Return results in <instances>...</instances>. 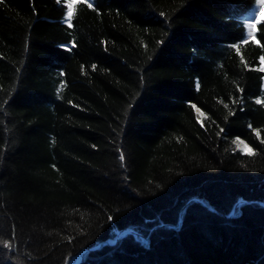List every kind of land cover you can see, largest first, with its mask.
<instances>
[{
	"label": "trees",
	"instance_id": "trees-1",
	"mask_svg": "<svg viewBox=\"0 0 264 264\" xmlns=\"http://www.w3.org/2000/svg\"><path fill=\"white\" fill-rule=\"evenodd\" d=\"M256 1L0 0V264H264Z\"/></svg>",
	"mask_w": 264,
	"mask_h": 264
},
{
	"label": "rangeland",
	"instance_id": "rangeland-1",
	"mask_svg": "<svg viewBox=\"0 0 264 264\" xmlns=\"http://www.w3.org/2000/svg\"><path fill=\"white\" fill-rule=\"evenodd\" d=\"M76 1V0H67V4L68 5H73L72 3ZM262 5L260 3H258V0L256 1L255 5L252 7L253 9L248 13V16L245 18L246 21V30H247V38H249V33L252 32V30L248 27V25L252 22L255 21V18L260 14V9H261ZM254 35V33H253ZM242 141V143H241ZM237 143L240 147L241 150L247 151L249 152V149H251L253 151V149L250 147V145L242 138L237 140ZM247 146V147H246ZM128 230H118L117 233L118 235H120L121 233L123 234L124 232H127ZM134 235H137L136 232H133ZM142 238H146V236H142ZM114 243L116 242V239H109L106 240L103 244L105 243ZM98 246V245H97ZM81 254L78 255V258L76 259V261L74 262V264H78V260L80 259Z\"/></svg>",
	"mask_w": 264,
	"mask_h": 264
},
{
	"label": "snow or ice",
	"instance_id": "snow-or-ice-1",
	"mask_svg": "<svg viewBox=\"0 0 264 264\" xmlns=\"http://www.w3.org/2000/svg\"><path fill=\"white\" fill-rule=\"evenodd\" d=\"M57 2L59 3L60 0H57ZM85 3H87V0H85ZM258 3H260L262 5V7L260 9V14L255 18L254 22H252V23H250L248 25V27L252 30V32L249 33V36L253 40H255V36L253 35V33L255 32V30L257 28V25L259 23H261L262 20H264V0H258ZM87 6L89 8H91L92 4L88 3ZM72 16H73V11H72V5L70 4L69 5V11H68V14H67V19L69 21H71ZM69 27H71V23H69ZM247 42H248L247 39L244 40V43H247ZM233 47H236V45H233ZM260 62H261L262 65H264V57H261V61ZM258 70L261 71V72H264V66L260 67ZM256 103L257 104H264V101H262L260 99H257ZM225 107H227V105H225ZM254 131H256V130H254ZM256 135L259 136V132L258 131H256ZM262 142H264V141H262ZM241 143H242V141H241ZM249 154H253L251 149H249ZM120 160L123 162L125 160V157L123 155H121L120 156ZM109 219H111V217Z\"/></svg>",
	"mask_w": 264,
	"mask_h": 264
}]
</instances>
